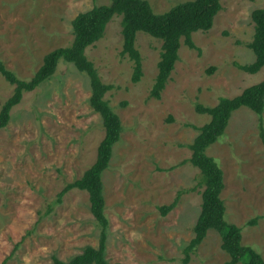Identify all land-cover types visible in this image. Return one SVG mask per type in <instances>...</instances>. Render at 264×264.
<instances>
[{"label":"rangeland","instance_id":"374dc122","mask_svg":"<svg viewBox=\"0 0 264 264\" xmlns=\"http://www.w3.org/2000/svg\"><path fill=\"white\" fill-rule=\"evenodd\" d=\"M158 14L190 0H147ZM110 0H0V59L18 78L30 80L51 51L73 42V20ZM264 0H222L207 32H196L192 49L182 41L179 60L160 99L150 97L158 75L162 41L139 32L136 47L143 76L133 82L134 62L122 55V17L86 51L105 84L116 88L106 100L121 118L123 132L103 173L109 219L106 258L117 264H180L201 213L200 170L190 162L199 128L211 117L195 109L216 106L264 81L239 69L255 61L252 13ZM214 70L209 73V70ZM14 86L0 74V110ZM90 78L61 60L54 76L25 93L0 130V264L68 262L97 248L102 229L86 191H70L50 215L48 206L67 183L96 161L103 120L90 105ZM264 126V115L262 119ZM261 118L242 107L225 135L208 148L225 175L222 198L229 222L243 242L264 258V141ZM177 206L166 216L160 210ZM256 220V224H249ZM18 249L15 251V246ZM222 237L209 232L190 264H226ZM14 252V255H10Z\"/></svg>","mask_w":264,"mask_h":264},{"label":"trees","instance_id":"16d2710c","mask_svg":"<svg viewBox=\"0 0 264 264\" xmlns=\"http://www.w3.org/2000/svg\"><path fill=\"white\" fill-rule=\"evenodd\" d=\"M222 10V0H190L173 6L169 11L158 14L147 0H110V4L95 6L87 12L80 13L72 22L74 39L70 46L57 48L48 53L42 66L30 80H22L9 70L0 59V74L12 84L13 95L0 110V130L8 126L12 109L17 106L25 93L33 92L57 72L61 60L73 63L76 68L90 78V105L103 120L104 138L101 141L94 164L83 176L67 183L51 202L46 211L50 215L59 207L64 197L72 190L86 191L89 195L91 213L97 225L102 229L97 248L87 247L81 254L72 257L68 262L55 259V264H117L106 258V240L109 219L106 215L103 173L110 167L114 147L120 141L123 132L121 118L106 100L107 92L114 90V85L105 84L92 61L87 57L89 47L99 42L105 35L110 22L115 16L122 17L123 50L122 55L134 62L132 80L139 82L143 76L142 56L136 47L137 35L144 32L162 41V52L158 63V75L150 91V97L160 99L179 60L182 41L190 48H197L193 41L196 32H207L212 29L215 18ZM254 23L253 40L247 46L253 50L255 61L251 64H235L247 73L255 74L264 68V8L252 13ZM212 67L209 70L211 73ZM245 107L261 118V137L264 141V81L253 85L234 98L223 97L214 107L201 104L197 112L211 117L210 121L199 128V135L189 147L192 151L190 162L200 170L198 187L202 192V208L194 227V237L185 247L180 264H190L192 255L204 242L209 232L216 231L222 237V249L229 255L226 264H264V258L253 247L243 242L242 229L227 219V208L222 198L225 189V175L214 157L207 150L218 142L226 133L232 115ZM187 191L181 190L175 201L169 206L160 208L166 216L180 201ZM249 224H256L252 220ZM15 246V251L18 249ZM14 255V252L10 255ZM8 260L3 262L6 264Z\"/></svg>","mask_w":264,"mask_h":264}]
</instances>
